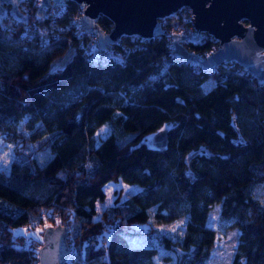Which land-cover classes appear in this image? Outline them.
Wrapping results in <instances>:
<instances>
[{
	"label": "trees",
	"instance_id": "1",
	"mask_svg": "<svg viewBox=\"0 0 264 264\" xmlns=\"http://www.w3.org/2000/svg\"><path fill=\"white\" fill-rule=\"evenodd\" d=\"M3 5L0 139L13 157L0 168V264L38 263L41 240L26 227L38 220L66 225L64 264H151L159 247L182 250L174 264H207L217 202L224 225L238 228L231 264H264V82L237 61L209 69L173 55L163 35L137 39L123 61L91 62L70 24L43 42ZM65 7L60 24L78 3ZM216 45L209 34L190 43ZM102 124L109 131L98 136ZM162 127L157 147L146 137ZM119 179L140 186L97 214L103 184ZM178 218L175 235L153 224Z\"/></svg>",
	"mask_w": 264,
	"mask_h": 264
},
{
	"label": "water",
	"instance_id": "2",
	"mask_svg": "<svg viewBox=\"0 0 264 264\" xmlns=\"http://www.w3.org/2000/svg\"><path fill=\"white\" fill-rule=\"evenodd\" d=\"M19 0H0V16L11 3L15 15L25 20L18 8ZM50 1L62 4L66 0H41L36 13L42 15L43 5ZM83 6L81 29L97 33V46L115 42L121 35L138 34L151 37L162 30L160 18L188 6L192 12L194 31L186 34L169 31L173 36V55L204 67H215L221 62L237 61L258 81L264 82V0H74ZM100 14L111 21L105 32L97 18ZM245 20V21H243ZM173 27L176 21L172 22ZM77 30L75 33H77ZM213 36L218 45L209 53H200L185 47L180 39L191 36L196 42L204 35ZM154 146L167 143V129L153 132ZM37 264H64L69 256L67 227L62 222L46 224L41 233Z\"/></svg>",
	"mask_w": 264,
	"mask_h": 264
},
{
	"label": "built area",
	"instance_id": "3",
	"mask_svg": "<svg viewBox=\"0 0 264 264\" xmlns=\"http://www.w3.org/2000/svg\"><path fill=\"white\" fill-rule=\"evenodd\" d=\"M22 3V13L26 16L24 23L23 34L30 36L34 33L39 34L43 38V42H48L51 38L62 37L65 32V27L68 24L72 26L74 33L79 30L76 35H79V40L74 44L75 48L80 49L87 57V59L91 62H106L111 60L123 61L124 54L123 52L128 50L130 46L137 43V39L143 38V36L138 34H130L134 35L132 37L133 44L128 43L124 40L121 35L115 42H110L108 45L103 47L97 46V33L92 31H87L85 29H81V20L83 14V6L78 3V7L73 12L69 21L67 23H58L56 21L57 17L65 12V2L62 4L54 3L50 1L48 5H43V13L39 15L36 13L41 0H21ZM183 11H176L165 16V19L161 21L162 30L155 35L160 37L163 35L167 39V45L169 49L174 47L172 43L173 36L169 33V31H179L180 33L186 34L187 32L194 31L195 27L193 26L191 17L192 12L188 7H184ZM181 10V9H180ZM40 19V20H39ZM41 19H46V22H43ZM168 21H176V26L173 27L172 22L167 24ZM7 26H11V23H5ZM101 26V25H100ZM102 30L107 32V29H104L101 26ZM125 35V34H124ZM69 38V36H68ZM200 41V40H199ZM180 42L187 48L192 49L201 55H205L209 53L215 46L206 50L204 52L197 51L190 46V43H196L195 40L189 35H185V37L180 39ZM179 57V56H178ZM202 66V65H201ZM204 67V66H202ZM205 68H214V67H205ZM43 227L42 221H31L26 224L27 228H37Z\"/></svg>",
	"mask_w": 264,
	"mask_h": 264
},
{
	"label": "rangeland",
	"instance_id": "4",
	"mask_svg": "<svg viewBox=\"0 0 264 264\" xmlns=\"http://www.w3.org/2000/svg\"><path fill=\"white\" fill-rule=\"evenodd\" d=\"M183 6L177 11H183L185 9ZM189 8V7H188ZM191 11V9L189 8ZM176 12V11H175ZM165 19V16L160 18V20ZM245 21V20H243ZM218 45V42H217ZM216 45V46H217ZM215 46V47H216ZM109 131V126L107 124H102L97 127L98 136L105 134ZM153 133L147 135V140L152 142ZM38 155V154H37ZM13 157V144L6 142L0 139V168L8 169L10 161ZM44 158L43 156H39ZM137 182H126L122 179L119 180H108L103 184V189L105 195L102 199H97L95 201V208L97 214L100 210L113 203L115 198L118 197V200H122L131 194L133 191L139 188ZM257 193L260 195L263 193V187L259 186L257 188ZM219 203H215L214 206L210 209L208 213V223L214 226L217 230V237L212 248L211 256L209 257L207 264H231V257L234 249V244L238 234L237 227L225 226L222 220L219 218L218 213ZM183 218H178L170 222L162 221H153L154 226L159 230V232H164L170 235H175L181 232L182 230ZM43 227L32 228L31 232L37 234L41 238ZM155 241V238H152ZM182 253V250L179 248L174 249H162L158 248L157 252L152 256L151 264H174L176 258Z\"/></svg>",
	"mask_w": 264,
	"mask_h": 264
},
{
	"label": "flooded vegetation",
	"instance_id": "5",
	"mask_svg": "<svg viewBox=\"0 0 264 264\" xmlns=\"http://www.w3.org/2000/svg\"><path fill=\"white\" fill-rule=\"evenodd\" d=\"M8 4H11V3H8Z\"/></svg>",
	"mask_w": 264,
	"mask_h": 264
}]
</instances>
